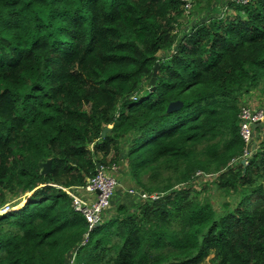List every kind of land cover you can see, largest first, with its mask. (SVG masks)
Here are the masks:
<instances>
[{
  "label": "trees",
  "instance_id": "obj_1",
  "mask_svg": "<svg viewBox=\"0 0 264 264\" xmlns=\"http://www.w3.org/2000/svg\"><path fill=\"white\" fill-rule=\"evenodd\" d=\"M214 2L0 0V264H264V204L247 207L264 202V148L230 164L241 98L264 108V0L185 30ZM121 161L158 197L117 204L81 245L66 190ZM206 176L238 196L223 213L191 185Z\"/></svg>",
  "mask_w": 264,
  "mask_h": 264
},
{
  "label": "rangeland",
  "instance_id": "obj_2",
  "mask_svg": "<svg viewBox=\"0 0 264 264\" xmlns=\"http://www.w3.org/2000/svg\"><path fill=\"white\" fill-rule=\"evenodd\" d=\"M228 1L229 0H215L213 8L205 14L196 13L194 9L189 11V13L185 12L184 13L185 17L182 18L180 22H182L183 26L185 27V30H187L188 28L191 27V25H195L200 22H208L210 21L211 18H225L229 14H231V11L228 9L227 6ZM158 56L160 59L163 60L165 58H168L169 52H161ZM241 99H242V108H250L251 110H257L263 108L262 95L257 90L244 95ZM253 139H254L253 149L264 148V122L260 123L258 126L254 128ZM116 167L117 170L114 175L117 178V180L120 181V183L114 196L112 197L111 208L106 211V214L114 211L117 204L134 205L137 203L138 200L141 199L140 192L142 191L135 185L134 181L131 179L128 172L129 168L127 165V161H121L116 165ZM216 181H217L216 176L203 177L202 179H198L197 177L191 181V185L197 192L200 193L199 198L209 199L213 203L214 209L216 211L223 213L225 211V207H224L225 204H233V201L236 202L238 196L231 191L226 192L224 190L218 189L217 185L215 184ZM182 185H179L178 187H181ZM129 189H133L135 191V194L132 195L129 194L127 192ZM79 195L82 194L79 193ZM25 201L26 200L17 202V199H12L10 203H8V205L11 208L15 206L13 208L14 210L21 207ZM263 204L264 202L260 200H255L249 203L247 207L252 210L257 206ZM11 208H9V211H11L10 210ZM212 256L213 255H210L204 261V264H211L210 258H212Z\"/></svg>",
  "mask_w": 264,
  "mask_h": 264
},
{
  "label": "built area",
  "instance_id": "obj_3",
  "mask_svg": "<svg viewBox=\"0 0 264 264\" xmlns=\"http://www.w3.org/2000/svg\"><path fill=\"white\" fill-rule=\"evenodd\" d=\"M229 1L243 5L247 4L250 0ZM187 8H190V4L187 5ZM239 118L240 135L246 146L242 155L231 161V165L240 162L247 164L248 159L254 155V128L264 122V108L257 110L242 108ZM116 170V165L108 167L107 169L99 167L98 174L95 177L88 179L87 184L84 187L77 190H66L72 199L74 210L82 214L88 223V232L84 235L81 245L87 243L89 232L100 224L106 211L111 208L112 197L119 186V181L114 175ZM197 175L201 176L202 174L199 172ZM127 192L131 195L135 194L133 189H129ZM79 193L82 195H79ZM149 197L156 199L158 196L156 194L148 195L144 192H140L141 199H147ZM8 211L9 207L5 206L3 212ZM75 255L76 252L74 251L69 258V264H74Z\"/></svg>",
  "mask_w": 264,
  "mask_h": 264
},
{
  "label": "water",
  "instance_id": "obj_4",
  "mask_svg": "<svg viewBox=\"0 0 264 264\" xmlns=\"http://www.w3.org/2000/svg\"><path fill=\"white\" fill-rule=\"evenodd\" d=\"M157 68L158 66H156L154 68V71H153V76H152V79L150 81V84L154 86L155 84V80H156V73H157ZM182 107V103L179 102V101H176V102H172L169 107H168V112L171 113V112H174V111H177L179 110L180 108ZM109 128H106L104 129V131L102 132V137L104 138L106 136V134L109 132ZM40 167L42 168V174L44 175H47L49 174L50 172V169H51V161H47L45 163H42L40 164Z\"/></svg>",
  "mask_w": 264,
  "mask_h": 264
},
{
  "label": "clouds",
  "instance_id": "obj_5",
  "mask_svg": "<svg viewBox=\"0 0 264 264\" xmlns=\"http://www.w3.org/2000/svg\"><path fill=\"white\" fill-rule=\"evenodd\" d=\"M120 183V182H119ZM3 212V211H2Z\"/></svg>",
  "mask_w": 264,
  "mask_h": 264
}]
</instances>
